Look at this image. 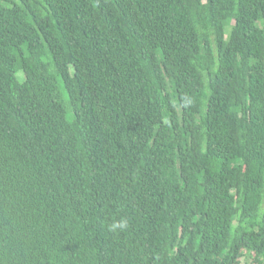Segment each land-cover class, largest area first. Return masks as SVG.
<instances>
[{"label":"trees","instance_id":"1","mask_svg":"<svg viewBox=\"0 0 264 264\" xmlns=\"http://www.w3.org/2000/svg\"><path fill=\"white\" fill-rule=\"evenodd\" d=\"M0 264H264V0H0Z\"/></svg>","mask_w":264,"mask_h":264}]
</instances>
